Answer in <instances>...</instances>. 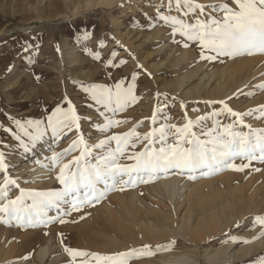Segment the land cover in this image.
<instances>
[{
    "label": "rangeland",
    "instance_id": "374dc122",
    "mask_svg": "<svg viewBox=\"0 0 264 264\" xmlns=\"http://www.w3.org/2000/svg\"><path fill=\"white\" fill-rule=\"evenodd\" d=\"M200 2L209 3L211 0ZM165 3L166 0H0V125L3 126L0 127V141L12 145L17 143L3 130L15 128L10 118L43 120L41 129L44 130L52 110L60 106L62 110L69 111V104L80 117L79 129L69 125L72 131L68 132L66 128L64 133L67 134L62 133L58 140L52 137L50 129L46 130L34 150L25 152L20 147L3 149L10 166L8 174L18 180L19 188L44 191L62 187L56 179L61 165L53 166L45 158L50 157L53 151L61 152L68 148L80 135L90 146L104 137L128 132L137 124L135 131L145 133L165 122V118L169 124L183 125L185 116L194 120L197 116L223 108L218 103L206 104L205 101L225 100L240 112L264 105V89L255 87L264 82V53L214 60L201 58L202 51L205 57L211 53L195 41L182 40L179 33L173 37L171 28L156 17L154 5ZM164 10L167 12L166 8ZM188 19L194 22L193 17ZM183 51L185 54L181 57ZM244 61H251L253 66L249 76L248 72L239 75L240 64L243 66ZM229 65L239 69L225 86L215 85L216 79L209 81L206 87L199 83L201 90L197 92L186 93L198 83L202 74ZM198 66L203 72L198 71L177 87L181 77ZM117 83L121 89L133 85L132 95L136 99L129 100L126 107L114 114L107 112L106 115L120 123L99 131L95 125H103L105 117L100 112L105 110L103 105H97L90 99L85 88L96 84L115 91ZM248 92L253 94L246 95ZM157 93L161 95L157 96ZM161 108L163 111L158 112L154 125L151 119L153 111ZM259 117L260 114L255 113L245 117V122L253 128H264V118ZM219 119L221 123L232 122L226 113ZM204 123L207 127L212 126L211 120ZM130 143H135V148H126L119 156L120 163H133L126 157L142 150L147 141L141 139L137 142L133 138ZM110 146L115 149L116 142L110 141ZM83 148V144L78 145L62 157V162L79 155ZM102 152V149H93L94 155ZM234 162L249 163L239 158ZM43 169L44 172H39ZM170 172L160 173L152 179L145 177L147 182L118 184L115 189L108 190L99 202L84 203L78 211L63 206L67 215L50 209L49 216L59 215L60 218L35 227H21L15 219L9 220L0 213V264H84V257L69 256L65 247L111 256L140 249L145 244L150 246L151 252H137L128 258L127 264H260L264 257V236L252 237L261 230L253 218L264 215V162L251 161L243 171L224 168L209 175L197 173L196 179L172 171L178 175L180 186L185 185L183 195H187L197 181L210 180L212 183L211 189L207 185L202 187L201 202L196 203L197 191L193 193L191 225L197 221L202 209L219 208L232 199L233 205L221 210L216 224L211 223L207 236L201 232L198 239H188L158 227L150 232L141 225L142 221L152 220L157 226L168 224L171 227L172 222L166 221L164 216H172L173 203L166 196H158L154 192V189L158 190L160 176H167ZM2 181L3 175L0 174ZM235 185L239 188L246 186V192L254 197L251 212L242 215L243 218L236 204L239 194L235 197L229 192ZM19 188L11 187V199L20 194ZM179 199L176 202L179 203ZM26 203L31 204V199ZM198 204L203 205L200 208L196 206ZM185 208L184 202L173 219L174 224L180 220ZM231 215L236 217L229 218ZM60 219L65 222L60 223ZM237 222H240L239 228L235 227ZM230 236L244 237L249 242L233 241ZM169 241H175L174 246L156 250L157 245ZM261 241L259 249L253 253H240L232 258L235 250ZM41 245H48L42 261L36 258V250ZM225 250L227 252L221 253L219 258L208 259L215 251ZM184 257L188 261L173 260ZM87 264H97L96 257H88Z\"/></svg>",
    "mask_w": 264,
    "mask_h": 264
},
{
    "label": "snow or ice",
    "instance_id": "6c2138e0",
    "mask_svg": "<svg viewBox=\"0 0 264 264\" xmlns=\"http://www.w3.org/2000/svg\"><path fill=\"white\" fill-rule=\"evenodd\" d=\"M154 7L156 17L171 28L173 37L179 33L182 40L195 41L202 49L211 53L205 57L202 51L201 58L214 60L218 57L231 58L264 53V0H211L209 3H202L200 0H166L165 4H157ZM173 12L176 14H172ZM189 17H193L194 22L188 19ZM95 55L99 57L98 53ZM255 87L264 89V82ZM132 90L133 85L121 89L120 83L116 84L115 91L96 84L85 88L90 99L97 105H103L105 110L100 112V115L105 117V122L103 125L97 123V130L103 132L120 123L106 113L114 114L126 107L129 100L134 101L136 97L132 95ZM252 94L246 93L249 96ZM160 95L157 93V96ZM205 103H218L223 108L221 111L197 116L194 120L185 116L186 123L183 125L169 124L165 118V122L145 133L135 131L137 124L128 132L104 137L90 146L82 135L78 136L68 148L61 152L53 151L50 157L45 158L50 160L53 166L61 165L56 179L62 187L44 191L19 188L18 180L8 174L10 166L3 149L20 147L25 152L34 150L46 130L50 129L52 137L58 140L66 128L68 132L72 131L69 125H75L79 129L80 117L69 104V111L62 110L60 106L52 110L47 116L44 130L41 129L43 120L10 118L15 128L7 127L3 130L17 143L12 145L0 141V174L3 175V181L0 182V213L6 215L9 220L15 219L21 227H35L60 218L59 215L49 216L50 209L64 215H67V211L63 206L78 211L84 203L99 202L108 190L115 189L118 184L147 182L145 177L152 179L169 171H177L181 175L187 174L189 179H196L197 173L209 175L224 168L243 171L249 167L251 161L264 162V128H253L245 122V117L255 113L260 114L259 118H264V105L240 112L230 107L225 100ZM181 106H184L183 101ZM162 111V108L153 111L151 119L154 125L157 123L158 112ZM223 113L230 116L232 122L221 123L219 117ZM208 120L212 121L211 127L204 123ZM244 128L248 131H243ZM133 138L137 142L146 140L147 144L142 150L126 157L133 163H120L119 156L124 154L125 149L129 146L135 148V143H130ZM110 141L116 142L115 149L111 148ZM80 144L84 145L80 154L62 162V157ZM93 149H102L103 152L94 155ZM237 158L249 163L236 164L234 161ZM12 186L19 188L20 192L14 199L9 197ZM27 199H31L32 203H26ZM64 222L60 219V223ZM253 222L259 223L261 230L252 239L264 236V215L255 216ZM240 226V222L235 225L237 228ZM230 239L249 242L247 238L238 236H230ZM174 243L175 241H169L164 245H157L156 250H166L174 246ZM64 250L69 256L84 257V264H87V258L90 256L96 257L97 264L102 261L103 264H127L132 255L137 252L148 254L152 249L145 244L140 249H130L128 252L111 256H101L71 247H65ZM260 264H264V257L261 258Z\"/></svg>",
    "mask_w": 264,
    "mask_h": 264
},
{
    "label": "bare ground",
    "instance_id": "6f19581e",
    "mask_svg": "<svg viewBox=\"0 0 264 264\" xmlns=\"http://www.w3.org/2000/svg\"><path fill=\"white\" fill-rule=\"evenodd\" d=\"M106 1H110V0H106ZM184 54H185V51H183V54L181 55V57H184ZM241 66L242 65L240 64V70L239 71H238V69H239L238 67H237L238 68L237 69V68L232 67V66L229 65V66H227V67H225L223 69H219V70L213 69V70L209 71L208 73H204V74H202L200 76L198 83L194 87L188 89V91H186V93L187 92L190 93L192 90L197 92V91L201 90V86H199V83L202 84V85H204L206 87V85L208 84L209 81H212V80L215 81L216 79H218V82L215 83V85H222V86L224 85L225 86L227 84L228 80L231 79V78H233V76H235L237 74V71L239 72V75H241V74L243 75L244 74L243 72H248L247 73L248 76L251 75V73H252L251 71H252V67H253L251 65V61H247V62L244 61L243 62V66L242 67ZM200 68L201 67L198 66L195 70H192L190 74L183 75L181 77V82H179L177 84V87L180 86L185 81L189 80V78H191V76H193L195 73H197L198 71H201ZM201 72H203V71H201ZM248 76H246V79H247ZM244 79H245V77H244ZM215 87H217V86H215ZM44 170L45 169L40 170L39 172H44ZM36 174H37V172H36ZM180 183L181 182H179L178 175L171 171L170 173L167 174V176H160V179L158 180V184H157L158 190L156 191V189H154V192L158 196H166V199H168L171 203H173L172 209H171L172 210V213H173L172 216H164L163 215L166 221L172 222L171 227L168 224H163V225L157 226V224L156 225L153 224L152 220L146 221V223L142 221L141 222V225L142 226H145V229H147L149 231L150 230L151 231L152 230H157L158 228L161 229V230L162 229L171 230V231L176 232L177 234L182 235V236H184V237H186L188 239H193V238L194 239H198L202 234L204 236H207L206 234L211 229V223L212 224H216V222H217V219L216 218H218L219 215H221L220 214L221 210L226 209V208L229 209L230 206H231V204H232V199H231V201L230 200H227L222 206H219V208L211 209L209 207L210 209L207 208L208 210H206V209L203 210L202 209V211L197 216V221L193 225H191L192 212L194 211V209L191 207L192 203L194 202V199H193L194 195H193V193L197 191V196H195L196 197V203L201 202L202 201L201 198H203V197H201L202 187L205 186V185H207L209 187L210 186L212 187V183H211L210 180L209 181H202V180L201 181H197L195 184L192 185V187H191V189H190V191H189V193L187 195H183V189H184L185 185L184 186H180ZM211 187H210V189H211ZM245 187L246 186H244L242 188L241 187L239 188V187H237L235 185V187L230 188V191H229L230 192V195H233V196L239 194L238 197H237V199H236V204L239 206V209H240L239 215L241 217H242V215L247 214L250 211V205L252 204V201L254 202V200H253L254 199L253 194L247 193L246 191H248V190H246L247 187L246 188ZM216 190H217V188H216ZM180 197H181V200L179 199ZM205 197L206 196H204V198ZM177 199H179V201H180L179 203L176 202ZM184 202L186 203V208H185V210H184V212L182 214V217L180 218V220L178 222H175V224H174L173 223V219H174V217H177V211H178V209L181 207V205ZM196 206L197 207L199 206L201 208V206L199 204L196 205ZM234 216L235 215H231V216H229V218H232ZM226 221H229V220H226ZM145 229H143V230H145ZM201 232H202V234H201ZM262 242L263 241L258 242V243L253 244V245H250L248 247H244L242 249L235 250L234 252H232V258H236L240 253H242L243 255H247L249 253H253L257 249H259V246L262 244ZM47 251H48V245H43V246L41 245L36 250V256H37L36 258H38L39 260L42 261L43 258H45L46 254H47ZM226 252H227V250H225L224 252L215 251L212 254L210 253L211 255L208 256V259H217V258H219V256L221 255V253H226ZM173 260H184V261H188V258H186V257H184V259H180V258L177 259V258H175ZM16 264H18V263H16ZM32 264H36V263L35 262H32Z\"/></svg>",
    "mask_w": 264,
    "mask_h": 264
}]
</instances>
